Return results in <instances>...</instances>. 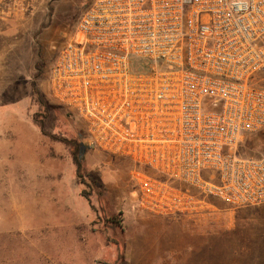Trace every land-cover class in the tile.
I'll return each mask as SVG.
<instances>
[{
  "label": "built area",
  "instance_id": "1",
  "mask_svg": "<svg viewBox=\"0 0 264 264\" xmlns=\"http://www.w3.org/2000/svg\"><path fill=\"white\" fill-rule=\"evenodd\" d=\"M49 90L90 145L133 161L142 210L204 216L219 210L207 196L264 204V149L240 151L264 130V0H92Z\"/></svg>",
  "mask_w": 264,
  "mask_h": 264
},
{
  "label": "rangeland",
  "instance_id": "2",
  "mask_svg": "<svg viewBox=\"0 0 264 264\" xmlns=\"http://www.w3.org/2000/svg\"><path fill=\"white\" fill-rule=\"evenodd\" d=\"M91 2L0 0V264H128L127 238L156 215L137 204L133 161L90 145L82 119L49 90L60 48ZM253 135L240 144L250 157L264 149ZM63 139L81 144L79 175ZM205 199L219 210L173 214V229L209 235L210 260L264 264V204Z\"/></svg>",
  "mask_w": 264,
  "mask_h": 264
},
{
  "label": "crops",
  "instance_id": "3",
  "mask_svg": "<svg viewBox=\"0 0 264 264\" xmlns=\"http://www.w3.org/2000/svg\"><path fill=\"white\" fill-rule=\"evenodd\" d=\"M225 235L223 231L217 240L223 249L227 246ZM208 236L188 233L185 228L173 229V214L147 215L137 234L127 238L125 258L128 264H235L233 258L210 260Z\"/></svg>",
  "mask_w": 264,
  "mask_h": 264
},
{
  "label": "trees",
  "instance_id": "4",
  "mask_svg": "<svg viewBox=\"0 0 264 264\" xmlns=\"http://www.w3.org/2000/svg\"><path fill=\"white\" fill-rule=\"evenodd\" d=\"M148 69H149V63L148 62H146L142 59H133V61H132V70L133 71H147ZM37 101L44 107V110L47 111V105H46L45 101L39 99V97H38ZM35 116H36V114H34L32 116L34 123L40 128V130L43 134L47 135V132L45 130L43 122L37 120V118ZM256 135L257 136L259 135L260 142L264 145V130L256 133L253 136H256ZM245 139H247V138H245ZM63 140H64L65 144H67L69 147L70 155H71L72 161H73L75 168H76V173L79 175L80 169L82 166L81 159H80V146H81V144L76 139H63ZM144 170L151 172L150 170H148L146 168ZM81 195L84 196L87 199V201L90 203V201H91L90 200V194L88 192L83 190L81 192Z\"/></svg>",
  "mask_w": 264,
  "mask_h": 264
}]
</instances>
